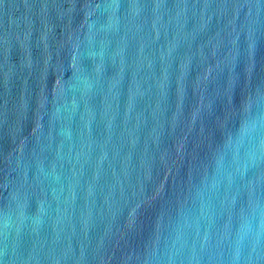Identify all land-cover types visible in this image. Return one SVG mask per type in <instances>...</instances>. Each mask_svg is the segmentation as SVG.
<instances>
[{
	"label": "water",
	"instance_id": "water-1",
	"mask_svg": "<svg viewBox=\"0 0 264 264\" xmlns=\"http://www.w3.org/2000/svg\"><path fill=\"white\" fill-rule=\"evenodd\" d=\"M0 264H264V0H0Z\"/></svg>",
	"mask_w": 264,
	"mask_h": 264
}]
</instances>
